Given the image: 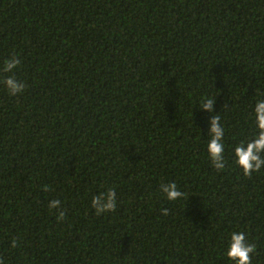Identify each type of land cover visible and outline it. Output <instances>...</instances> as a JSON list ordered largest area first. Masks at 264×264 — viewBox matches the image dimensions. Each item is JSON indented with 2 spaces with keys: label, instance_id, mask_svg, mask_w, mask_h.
I'll use <instances>...</instances> for the list:
<instances>
[{
  "label": "trees",
  "instance_id": "trees-1",
  "mask_svg": "<svg viewBox=\"0 0 264 264\" xmlns=\"http://www.w3.org/2000/svg\"><path fill=\"white\" fill-rule=\"evenodd\" d=\"M12 57L26 87L0 83L5 264H228L233 231L264 264V170L244 177L227 148L255 134L264 0H0V67ZM207 95L223 170L205 151ZM164 182L184 198L167 201ZM104 187L117 208L97 216Z\"/></svg>",
  "mask_w": 264,
  "mask_h": 264
},
{
  "label": "clouds",
  "instance_id": "clouds-1",
  "mask_svg": "<svg viewBox=\"0 0 264 264\" xmlns=\"http://www.w3.org/2000/svg\"><path fill=\"white\" fill-rule=\"evenodd\" d=\"M21 60L19 57H12L4 61L0 67V73H10V75L0 79L4 89L10 96L21 95L26 87L25 83L16 78L15 72L19 70ZM216 97L211 95L203 96L198 102L199 110L210 114L208 120L207 140L205 151L207 159L211 166L216 170L225 168V128L221 123L219 114L211 115L214 112V103ZM251 115L249 120L254 128L255 134L248 139H239L232 145H228L232 162L244 177H250L253 174L264 170V92H258L251 105ZM160 193L169 202H176L184 198L185 193L175 182H164L159 186ZM91 208L97 216L114 212L117 208V192L114 187H104L92 196L90 202ZM50 210H57L59 220L64 218V210L61 209L59 199L51 200L48 204ZM161 214L168 215V209L161 210ZM11 247H16V242L12 241ZM256 247L251 243L244 231L231 232L222 249V258L228 261V264H251V257L255 253ZM0 264H5L0 259Z\"/></svg>",
  "mask_w": 264,
  "mask_h": 264
}]
</instances>
